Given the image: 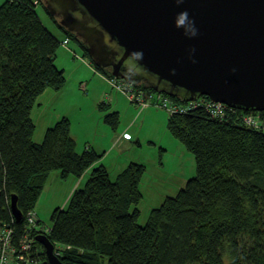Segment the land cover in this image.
Instances as JSON below:
<instances>
[{"label":"trees","instance_id":"16d2710c","mask_svg":"<svg viewBox=\"0 0 264 264\" xmlns=\"http://www.w3.org/2000/svg\"><path fill=\"white\" fill-rule=\"evenodd\" d=\"M39 5L63 39L76 40L97 69L114 77L92 61L85 43L42 0H6L0 6V223L15 217L14 194L24 214L36 208L52 171L65 179L92 168L68 204L54 210L46 232L62 244L58 256L65 264H264V127L245 123L242 111L219 118L200 104L170 113L168 128L194 153L197 171L177 194L152 208L145 224L139 222L145 163L131 161L111 178L97 164L102 153L89 145L78 151L68 116L49 126L41 142L33 139L38 97L66 83L56 63L63 39L44 24ZM132 82L155 91L144 80ZM257 113L264 125V110ZM105 121L116 129L119 112L110 111ZM15 224L22 231L24 221ZM37 243L45 260L46 249Z\"/></svg>","mask_w":264,"mask_h":264},{"label":"water","instance_id":"95a60500","mask_svg":"<svg viewBox=\"0 0 264 264\" xmlns=\"http://www.w3.org/2000/svg\"><path fill=\"white\" fill-rule=\"evenodd\" d=\"M92 61L183 101L264 110V0H42ZM11 196L17 222L23 211ZM42 264H65L45 233Z\"/></svg>","mask_w":264,"mask_h":264},{"label":"rangeland","instance_id":"374dc122","mask_svg":"<svg viewBox=\"0 0 264 264\" xmlns=\"http://www.w3.org/2000/svg\"><path fill=\"white\" fill-rule=\"evenodd\" d=\"M5 1L0 0V6ZM37 9L44 24L62 39V32L46 10L41 5ZM68 46L61 43L56 58V63L65 69L64 87L60 90L48 87L44 91L45 94L38 97L34 107L33 117L38 124L37 133L51 120H55L56 116L66 115L71 120L79 142H82L81 146H84L87 139L89 142L95 140L97 143L104 135L107 138L108 130L113 129L112 125L105 121V115L112 110L105 109L103 104L110 102L109 94L116 95L115 103H119L122 110L119 128L131 134L132 138L123 140V143L109 154L106 164L111 170V178L114 179L120 165L128 164L132 158L145 163L147 169L141 180L144 196L139 205L141 209L139 222L145 224L152 208L159 206L164 197L177 194L178 190L186 185L188 179L195 176L197 171L195 155L170 132L168 128L170 111L167 108L155 104L144 107L133 102L127 94L112 84L110 78L113 77L108 79L94 66L76 40L71 39ZM57 92L58 94H53ZM39 101L42 102L40 108ZM132 106L137 111H134ZM147 108H150L149 111ZM250 112H254L261 119L257 111ZM101 115L108 130L103 127L102 122H99ZM80 145L78 149L82 150L84 147L81 148ZM54 173L59 171L54 170L50 174L49 190L42 192L36 205L40 218L46 226L52 225V214L58 206L54 205L55 202H61L59 206L68 204L70 195L64 197V190L68 188L73 177L78 178L71 175L68 179H62L64 182L60 183L55 180ZM56 192L57 195L54 197ZM56 247L63 246L56 243Z\"/></svg>","mask_w":264,"mask_h":264},{"label":"built area","instance_id":"2783aa9c","mask_svg":"<svg viewBox=\"0 0 264 264\" xmlns=\"http://www.w3.org/2000/svg\"><path fill=\"white\" fill-rule=\"evenodd\" d=\"M70 41L71 37L67 36L62 40V44L68 46ZM110 81L127 94L133 102L144 107L155 104L167 108L170 113H175L188 112L197 108L200 104H204L209 112L216 117L224 118L229 112L239 113V111H242L240 116L245 123L255 127H264L260 117L254 112L231 107L223 102L213 101L208 96L204 98L201 96L184 103L173 100L172 96L164 92L145 89L123 77L114 76L110 78ZM22 221H24L22 231L16 226L15 217H13L12 222L5 221L0 223V264H42L44 261L41 256L43 249L38 245L37 242L39 241L36 236L40 233L46 234V232L51 230L52 226L43 224L36 208L28 210L24 214ZM60 249L55 245L57 254H59Z\"/></svg>","mask_w":264,"mask_h":264},{"label":"crops","instance_id":"0c3cea01","mask_svg":"<svg viewBox=\"0 0 264 264\" xmlns=\"http://www.w3.org/2000/svg\"><path fill=\"white\" fill-rule=\"evenodd\" d=\"M63 37H64V35H63ZM63 39V38H62ZM67 47V46H66ZM69 47V46H68ZM76 53V52H75ZM56 58H57V55H56ZM58 65V64H57ZM59 66V65H58ZM60 67V66H59ZM62 68V67H61ZM64 69V68H63ZM65 70V69H64ZM106 76V75H105ZM108 77V76H107ZM108 79H109V77H108ZM52 90H54V89H52ZM42 94H45V92L44 93H42ZM41 94V95H42ZM53 94H58V92L57 93H53ZM43 96V95H42ZM104 97H107V96H104ZM115 99H116V95H113V93H111V94H109V96H108V100L110 101V102H104V104H103V106L105 107V109H111L112 111H118L119 112V115L121 116V108H120V106H119V103H115ZM117 101V100H116ZM39 103V108H40V106H42L41 104H42V102L41 101H39L38 102ZM102 106V107H103ZM113 106L115 107V108H113ZM35 107V106H34ZM134 111H137L133 106L131 107ZM149 109L150 108H147V110L149 111ZM33 111H34V108H33V110H32V117H33ZM62 116H66V115H62ZM62 116H60V115H58V116H56V118H55V120L53 119V120H51L48 124H47V126H45V128L43 129V130H41L39 133H37L38 131H37V123H36V120L34 119V117H33V119H34V122H35V124H36V128H35V131H34V134H33V139L36 141V142H41L42 140H43V138H44V135H45V132H46V129L49 127V126H51V125H53L54 123H56V121H58ZM170 116V115H169ZM103 117H102V115H101V117H100V121L99 122H102V125H103V127L106 129V130H108V127H107V125L105 124V121H103V119H102ZM169 118V117H168ZM104 122V123H103ZM71 130H72V134H73V136L76 138V140H77V149H78V145H80L82 142H79V137H78V135H77V133L74 131V129H73V126L71 125ZM109 131V135H108V137L106 138V135H104V137H103V139H101V140H98V142L96 143L95 142V140L94 141H91V142H89L88 141V139L86 140V142H85V144H84V146H81L80 145V147L82 148V147H86L87 145H89V146H91L92 148H94L97 152H99V153H102V157L100 158V160L97 162V164H100V163H103L107 168H108V170H109V172L111 171L110 170V168H109V166L106 164V159H107V157L109 156V154H111L114 150H116V148L118 147V145H120L121 143H123V140H131V138H132V135L131 134H129L127 131H125V130H121L120 128H119V126L116 128V129H109L108 130ZM84 148L82 149V150H80V149H78V151H83L84 150ZM130 161H136L134 158H132V160H130ZM130 163V162H129ZM128 163V164H129ZM144 163V162H143ZM128 164H123V165H120V167L118 168V172H117V174L122 170V169H124ZM91 170H92V168H89L88 170H86L84 173H83V175L82 176H80V177H78V178H75V177H73V179L71 180V183L69 184V186H68V188H66L64 191V193H65V195H64V197H66L68 194L71 196V194H72V192L74 191V189L75 188H77V187H81V185H82V183H84L85 181H87V179H88V177H89V175H90V172H91ZM53 172V171H52ZM52 172H51V174H52ZM116 174V175H117ZM51 175H49V177H50ZM53 176H55V180H57L58 182H60V183H62V179H64V178H62L61 177V175H60V172L59 173H54V175ZM49 177H48V180H49ZM69 178V177H68ZM67 178V179H68ZM48 180H47V182H46V184H45V186H44V189H43V191L44 190H49V183H48ZM64 182V181H63ZM182 187H184V186H182ZM181 187V188H182ZM48 188V189H47ZM70 191V192H69ZM59 194H61V192H58ZM57 195V192L54 194V197ZM70 198V197H69ZM166 197H164V199H165ZM164 199L162 200V202L164 201ZM69 200V199H68ZM62 201V200H61ZM161 202V203H162ZM61 202H55V204L54 205H58L57 207H59V205H61L60 204ZM160 203V204H161ZM37 210V209H36ZM38 212V211H37ZM38 214H39V212H38ZM39 216H40V214H39Z\"/></svg>","mask_w":264,"mask_h":264}]
</instances>
